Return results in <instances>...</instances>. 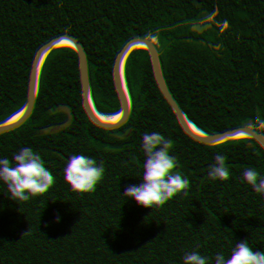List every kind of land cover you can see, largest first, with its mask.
Listing matches in <instances>:
<instances>
[{"label": "trees", "instance_id": "obj_1", "mask_svg": "<svg viewBox=\"0 0 264 264\" xmlns=\"http://www.w3.org/2000/svg\"><path fill=\"white\" fill-rule=\"evenodd\" d=\"M48 3L0 0V68L35 81L17 93L32 115L0 136V264H167L179 246L264 264V96L230 53L264 39V0ZM163 152L183 163H146ZM105 199L120 221H95Z\"/></svg>", "mask_w": 264, "mask_h": 264}, {"label": "clouds", "instance_id": "obj_2", "mask_svg": "<svg viewBox=\"0 0 264 264\" xmlns=\"http://www.w3.org/2000/svg\"><path fill=\"white\" fill-rule=\"evenodd\" d=\"M48 12L54 13L63 7L62 0H50L46 5ZM83 27V25H81ZM231 53V59L235 67L242 70L247 82L252 89L264 96V39L251 37L242 48ZM35 86L32 78L22 76V67L16 63H7L0 68V136H4L21 122L27 120L33 113V107L25 103V99L18 95L20 90L28 91ZM184 157L178 152H163L147 160V164L155 167L161 163L168 165H180ZM71 204L77 208L90 207L93 199L90 193L82 192L80 195L69 197ZM139 214L138 223L147 227L156 217L152 214L150 205L137 209ZM150 214V217H149ZM105 216L113 221H120L122 208L111 199H105L101 204V211L95 214V221L100 223ZM146 217H149L146 219ZM122 235H131L132 228L127 222L120 224ZM67 246L78 249L80 240L76 234H68L64 237ZM167 264H189L188 251L184 246H179L168 254Z\"/></svg>", "mask_w": 264, "mask_h": 264}]
</instances>
